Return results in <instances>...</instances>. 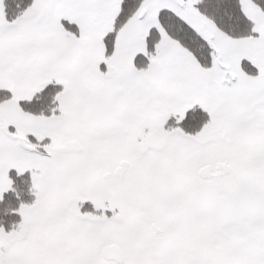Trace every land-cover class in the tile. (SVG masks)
<instances>
[{"label": "snow or ice", "instance_id": "1", "mask_svg": "<svg viewBox=\"0 0 264 264\" xmlns=\"http://www.w3.org/2000/svg\"><path fill=\"white\" fill-rule=\"evenodd\" d=\"M0 264H264V0H0Z\"/></svg>", "mask_w": 264, "mask_h": 264}]
</instances>
